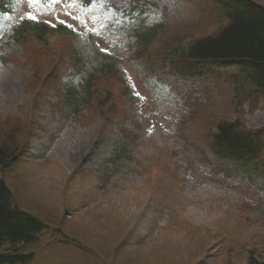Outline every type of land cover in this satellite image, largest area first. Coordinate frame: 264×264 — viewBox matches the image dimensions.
Returning <instances> with one entry per match:
<instances>
[{
  "label": "rangeland",
  "instance_id": "1",
  "mask_svg": "<svg viewBox=\"0 0 264 264\" xmlns=\"http://www.w3.org/2000/svg\"><path fill=\"white\" fill-rule=\"evenodd\" d=\"M137 1L156 14L153 0ZM157 1L164 26L144 51L123 12L77 11L70 0L51 10L15 0L17 23L51 26L42 42L29 24L13 33L0 22V146L20 158L0 178L19 207L87 251L45 235L32 264H98L92 250L120 264L121 244L124 264H246L250 252L264 264V167L229 172L208 147L223 121L264 129V100L236 102L224 70L173 75L171 52L224 21L202 0ZM59 20L75 31L52 32ZM85 69L89 83L67 94Z\"/></svg>",
  "mask_w": 264,
  "mask_h": 264
},
{
  "label": "trees",
  "instance_id": "2",
  "mask_svg": "<svg viewBox=\"0 0 264 264\" xmlns=\"http://www.w3.org/2000/svg\"><path fill=\"white\" fill-rule=\"evenodd\" d=\"M89 1L82 0L84 4ZM133 1L136 4L129 13L136 15L138 20H145L147 14L152 12L151 9L141 5L136 7L139 1ZM202 1L219 15L224 23L219 24L214 34L192 41L185 49L175 48L170 56L178 59L176 64L172 65L171 73L179 77L178 79H199L224 70L231 79L230 87L236 102L264 100V4L256 0ZM159 4L160 2L153 0L154 7H151L158 16L156 22L135 31L140 37L143 51L151 46L164 26L165 15ZM11 12L10 2L0 0V17ZM31 29L37 40L44 41L47 31ZM72 78L74 85L87 80L81 73ZM67 94L71 95V92ZM70 95L65 97L68 103L74 101ZM9 145L0 146L1 172L20 161L19 156L8 149ZM208 147L214 159L229 165L224 167V170L228 169L229 172L251 178V175L264 167V129L249 131L242 129L236 121H223L218 123L215 131L208 136ZM45 235H49L52 245L64 248L68 246L76 251L87 252L81 243L69 238L60 229L50 228L32 214L21 210L0 178V264H32L36 257L34 249L43 243ZM123 248L121 244L115 249L117 258L121 260L120 264H124L122 257L126 255ZM92 251L98 264L104 263ZM107 260L105 259V262ZM246 264L263 263L250 252Z\"/></svg>",
  "mask_w": 264,
  "mask_h": 264
},
{
  "label": "snow or ice",
  "instance_id": "3",
  "mask_svg": "<svg viewBox=\"0 0 264 264\" xmlns=\"http://www.w3.org/2000/svg\"><path fill=\"white\" fill-rule=\"evenodd\" d=\"M54 2L59 3V0H54ZM30 3L31 4H36L37 0H30ZM27 18L29 20H32V21H36L37 20V17L35 15H33L31 12L27 13ZM49 23H51V22H49ZM58 23L61 24V25H66L69 29H72L73 31H75L73 25L72 24H68L66 22V20H59ZM100 51L107 52V49L101 48ZM136 95L139 96V93L137 92Z\"/></svg>",
  "mask_w": 264,
  "mask_h": 264
}]
</instances>
